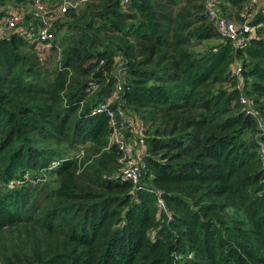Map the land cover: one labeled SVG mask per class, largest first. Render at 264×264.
Masks as SVG:
<instances>
[{
	"label": "trees",
	"instance_id": "obj_1",
	"mask_svg": "<svg viewBox=\"0 0 264 264\" xmlns=\"http://www.w3.org/2000/svg\"><path fill=\"white\" fill-rule=\"evenodd\" d=\"M122 2L57 16L59 60L0 37V264H264V0H218L243 47L207 0ZM102 102L145 128L137 184Z\"/></svg>",
	"mask_w": 264,
	"mask_h": 264
},
{
	"label": "built area",
	"instance_id": "obj_2",
	"mask_svg": "<svg viewBox=\"0 0 264 264\" xmlns=\"http://www.w3.org/2000/svg\"><path fill=\"white\" fill-rule=\"evenodd\" d=\"M24 1V0H23ZM33 5V19L25 23L26 11L20 5H3L0 13V37L7 35L12 30H18L20 33L39 43L40 60L45 61L51 56L61 59L63 46L58 40V34L55 28V19L57 16L65 13L71 6H77L79 1L87 0H28ZM129 0H123L125 7ZM207 13L226 36L235 40V46L243 47L250 42V36L247 34L252 30V11L245 10L241 21L226 16L218 9V0H207ZM251 3L254 0H248ZM32 11V13H33ZM260 25V24H259ZM103 62V61H102ZM123 62H120V65ZM242 71V65H236L235 72L239 74ZM119 89H121V83ZM243 102H247L245 95L241 96ZM106 112L110 117L113 127L112 141H115L122 150L121 162H123L122 177L138 183L142 174L146 170L147 163L144 160L146 155L145 128L139 123L136 124L132 117L126 116L123 110L113 109L109 102H102L92 109L93 114ZM118 115L124 118L123 123L132 126L133 134L127 137L122 132V124ZM127 125V126H128Z\"/></svg>",
	"mask_w": 264,
	"mask_h": 264
},
{
	"label": "rangeland",
	"instance_id": "obj_3",
	"mask_svg": "<svg viewBox=\"0 0 264 264\" xmlns=\"http://www.w3.org/2000/svg\"><path fill=\"white\" fill-rule=\"evenodd\" d=\"M16 4L20 5V6H23V8L25 9V11H26L25 23H27V21H29V19L27 18V14H33L32 13V11H33L32 10V7H33L32 3H28V4L24 5V1L23 0H21V1H19V0H7L6 4H4V5L14 6ZM232 16H234V15L232 14ZM233 18H235V17H233ZM63 32H64V30H63Z\"/></svg>",
	"mask_w": 264,
	"mask_h": 264
},
{
	"label": "water",
	"instance_id": "obj_4",
	"mask_svg": "<svg viewBox=\"0 0 264 264\" xmlns=\"http://www.w3.org/2000/svg\"><path fill=\"white\" fill-rule=\"evenodd\" d=\"M132 61L131 60H128V61H125L124 63H122L121 65H119L117 68H116V73H119L123 68H126L130 65ZM108 62H106L107 64Z\"/></svg>",
	"mask_w": 264,
	"mask_h": 264
}]
</instances>
